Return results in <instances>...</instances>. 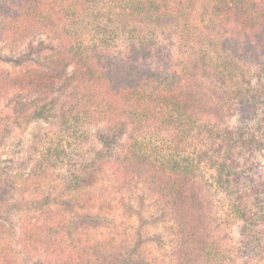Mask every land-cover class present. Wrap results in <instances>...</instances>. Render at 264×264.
I'll list each match as a JSON object with an SVG mask.
<instances>
[{"label": "trees", "instance_id": "16d2710c", "mask_svg": "<svg viewBox=\"0 0 264 264\" xmlns=\"http://www.w3.org/2000/svg\"><path fill=\"white\" fill-rule=\"evenodd\" d=\"M197 9L209 16L201 26ZM171 29L200 50L190 67L167 52ZM40 33L53 41L49 54L41 42L18 71L0 68V101L15 123L44 121L41 143L51 134L56 142L38 148L27 173L0 176V264H229L212 226L211 185L200 160L181 152L195 132L214 145L199 158L223 154L216 182L236 188L241 264H264V180L247 152L264 149V126L248 124L264 122V0H0V42L15 49ZM248 50L261 84L235 94L240 124L222 128L214 95L235 75L250 83L249 70L237 71ZM57 188L73 195L56 197ZM158 223L152 238L142 233Z\"/></svg>", "mask_w": 264, "mask_h": 264}, {"label": "rangeland", "instance_id": "374dc122", "mask_svg": "<svg viewBox=\"0 0 264 264\" xmlns=\"http://www.w3.org/2000/svg\"><path fill=\"white\" fill-rule=\"evenodd\" d=\"M197 1V0H195ZM196 3V2H195ZM199 1L197 2V5L199 6ZM197 6V8H199ZM198 12H193V21L201 26L203 23L207 22V19L209 18L208 15H199L200 10L197 9ZM180 22L182 21V15L179 16L178 19ZM180 27L182 26L181 23L179 24ZM174 30H178L177 27H172ZM168 33L164 36V42L167 48V52H169L173 58V62L175 66L179 69L183 67H190V65L185 66V64L188 60H194L199 54L200 50L197 47L192 48L190 46V41L186 40L183 37H180L181 35L178 33H173L172 29L167 30ZM181 32V31H178ZM43 42L45 48H43L42 52L43 54H49L50 49H47L48 47L52 46V39L48 34L40 33L35 35L32 39L30 38L29 42L25 41L22 43L18 48L13 49V47H10V44L8 43V40L4 39L0 42V68L10 69L18 71L20 69V66L18 64V59H26L27 56H32L33 58L38 56L36 55L34 48L39 45V43ZM243 44V43H242ZM242 44L240 45L242 48ZM32 47V49H30ZM211 50V49H210ZM207 50V57L208 62L217 61V55L213 51ZM247 57H244L241 62L243 65H239V68H237V71L240 73L241 71H246L248 73V81H250L249 84L246 83L245 78L241 77L240 75H235L232 79H229L228 86L223 87L222 91L224 92L222 94V97H217V95H214V99L217 102H220L224 105L223 109L225 114L221 115L222 118L218 119L219 125L223 128L226 125L229 127H233L235 125H239L242 117V113L237 107V104H235V94H238L243 88H246L248 86L254 85L258 86L261 83L255 82L258 76L259 68L261 67L257 61H255L254 57L252 56L251 50H248L246 52ZM249 56V58H248ZM253 58V59H252ZM215 59V60H214ZM211 60V61H209ZM29 62V61H27ZM24 63V61L22 62ZM72 70V67L70 66L68 68L67 73H70ZM249 74H252L249 76ZM264 76V75H262ZM205 79L210 81V85L208 90L213 94H215L216 87L214 86L215 80L214 76H208ZM261 82L264 81V77L261 78ZM214 82V83H213ZM219 89V88H218ZM224 118V119H223ZM17 123L14 121V116L11 113V110L8 106V100L2 99L0 101V176H7L8 174L16 173V174H22L27 173L28 169L30 167V164L34 162L35 157L38 156V148L45 150V146L49 144L50 142H56L55 135H50L47 138V142L44 139L45 143H41V139L43 136V133L48 130V125L42 121L37 120L33 123L25 125L24 122H22L21 119H16ZM218 123V122H217ZM248 124L250 125V128L253 130L258 127H263L264 122H258V121H248ZM237 125V126H238ZM262 125V126H261ZM103 127V126H102ZM246 130V129H245ZM264 130V127L262 128ZM67 140V135L64 136ZM213 139H210L206 134L205 135H199L197 136L196 132L194 135L186 141L185 144L182 145V153H188L192 155L194 158H198L200 161V167L205 175L206 181L211 185L210 190L207 191V196L209 199V212L210 216H212V226L213 229L216 231V236L220 241L226 246L227 253H228V262L229 264H241L239 252L237 253L235 242L237 241V229L239 225V217L236 214L235 206H236V188L231 187H222L220 186L216 180V165L223 154L216 155V153L213 154L211 152L212 157H205L203 159L199 158L198 156L202 150L210 149L212 150L214 148V145L212 146ZM164 144L163 147L165 150L172 149L171 143H168V140L163 139ZM216 142H219V138L216 140ZM44 144V145H43ZM92 144H94L96 147H99L100 143L94 141ZM212 146V147H211ZM248 154H251V160L254 162L253 167L254 171L256 173V177L261 178L259 180H264V149H255L252 151H247ZM246 154V155H248ZM245 155V156H246ZM59 169L56 171L55 174H62L60 177L56 178L55 180H58V182L61 184L59 179L63 175H66V169L65 167H58ZM254 172V173H255ZM253 173V171H251ZM57 176V175H56ZM62 188V187H61ZM61 188H57L54 191V196L59 198H69L73 193H65ZM251 197H248V199ZM148 208L144 209L147 210ZM143 211V216L145 217L147 213ZM121 214L118 213L117 217L115 218V223L119 221H123V218L120 216ZM23 215H19L14 218V222L16 224H20L25 218ZM128 221H131L130 223H133V227H137L138 223H140L139 219L136 217L129 218ZM127 220H125V223ZM138 228V227H137ZM161 232L162 231V224L158 223L156 225L153 224H147L145 225L144 229L142 230V233L147 237L153 236L155 232ZM153 242L148 241L147 244H145V249H152V252H154L155 247H153ZM250 264H263L260 261H253Z\"/></svg>", "mask_w": 264, "mask_h": 264}]
</instances>
